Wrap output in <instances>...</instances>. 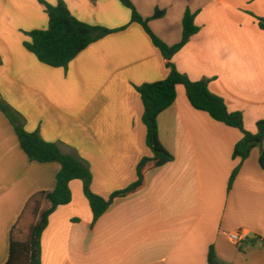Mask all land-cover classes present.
Returning a JSON list of instances; mask_svg holds the SVG:
<instances>
[{
    "label": "crops",
    "instance_id": "0c3cea01",
    "mask_svg": "<svg viewBox=\"0 0 264 264\" xmlns=\"http://www.w3.org/2000/svg\"><path fill=\"white\" fill-rule=\"evenodd\" d=\"M55 5L58 0H45ZM78 20L125 28L86 48L67 67L42 64L25 33L45 30L38 0H0V95L29 132L75 149L92 172L91 191L108 200L138 180L146 143L143 103L135 87L165 80L167 60L118 0H63ZM152 32L172 47L187 10L200 31L172 59L192 81L208 80L229 112L256 134L264 121V0H131ZM156 10L165 11L153 19ZM159 141L174 160L146 173L142 192L115 199L93 223L83 183L53 212L40 239L41 264H209L214 247L225 264H264V171L260 149L233 157L243 134L194 109L183 86L158 117ZM239 172L229 188L234 171ZM61 167L31 162L0 112V264L9 235L36 192L53 190ZM241 232L243 248L229 234Z\"/></svg>",
    "mask_w": 264,
    "mask_h": 264
},
{
    "label": "trees",
    "instance_id": "16d2710c",
    "mask_svg": "<svg viewBox=\"0 0 264 264\" xmlns=\"http://www.w3.org/2000/svg\"><path fill=\"white\" fill-rule=\"evenodd\" d=\"M118 1L130 10L131 22L139 24L145 30L153 45L167 60V67L170 70L168 77L163 81L135 87L143 103V123L147 130L146 143L151 156L142 159L136 183L125 191L115 193L108 200L103 199L91 191L92 172L79 153L63 143L46 142L38 131H27L26 119L0 95V112L13 127L28 159L40 164L57 163L61 167L56 177L55 188L39 191L31 196L11 228L9 258L6 264H41L42 233L48 225L50 215L58 207L71 203V182L83 183L84 194L89 200L93 223H95L111 207L115 199L142 192L146 185L147 172L163 167L174 160L159 141L158 117L176 101L178 86L185 88L187 98L194 109L206 112L214 120L238 129L243 134V138L235 146L234 158L243 162L250 157L254 149L259 148V163L264 171V121L257 124L256 134L247 131L243 115L239 112H229L225 102L210 91L208 80L192 81L187 75L179 72L172 62L173 56L200 31V27L195 23V14L189 10L186 11L183 18L182 39L178 44L170 47L152 32L149 21L141 17L131 0ZM38 2L45 8L49 20L48 27L45 30L25 33L30 41L24 42V47L39 62L52 68L67 69L69 64L91 44L125 29L110 30L84 23L73 16L63 0H58L55 5L45 0H38ZM164 15L165 11L156 10L153 19H161ZM257 20L259 28L264 30V18ZM1 64L0 57V66ZM239 169L240 167L232 174L229 188L232 187ZM244 242L238 244L240 249L243 248ZM208 263L225 264L217 258L214 247L209 250Z\"/></svg>",
    "mask_w": 264,
    "mask_h": 264
},
{
    "label": "built area",
    "instance_id": "2783aa9c",
    "mask_svg": "<svg viewBox=\"0 0 264 264\" xmlns=\"http://www.w3.org/2000/svg\"><path fill=\"white\" fill-rule=\"evenodd\" d=\"M229 238L231 241L237 244H240L246 240L245 235L241 232H232L229 234Z\"/></svg>",
    "mask_w": 264,
    "mask_h": 264
},
{
    "label": "rangeland",
    "instance_id": "374dc122",
    "mask_svg": "<svg viewBox=\"0 0 264 264\" xmlns=\"http://www.w3.org/2000/svg\"><path fill=\"white\" fill-rule=\"evenodd\" d=\"M197 25V24H196ZM93 26H96V25H93Z\"/></svg>",
    "mask_w": 264,
    "mask_h": 264
}]
</instances>
